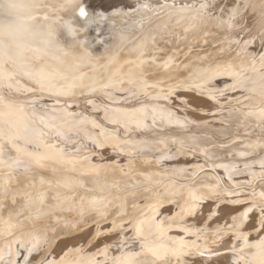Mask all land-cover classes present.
<instances>
[{
    "label": "bare ground",
    "instance_id": "6f19581e",
    "mask_svg": "<svg viewBox=\"0 0 264 264\" xmlns=\"http://www.w3.org/2000/svg\"><path fill=\"white\" fill-rule=\"evenodd\" d=\"M99 1L101 2V0H43L44 6L41 10V18L52 19L58 22L56 40L65 48L64 53L54 58L36 57L33 62V68L23 74H17L11 69L0 70V122L4 128V130H0V161L3 160L2 165L5 170L1 169L3 172L2 174L0 173L1 188L4 187L6 191L7 189H11L13 195H18L17 193L19 192L12 191V189H16L17 187L30 189V193L27 191L28 193L23 195L25 197L24 200H28L27 205H25L26 207L21 205L14 207L15 209H10L9 199L7 198L8 201L4 199L2 196L3 193L1 192L0 264H5V262H8L7 264H40L41 261L38 262V260L42 258L36 259L35 251L38 247L36 248L37 245L34 244L38 240L34 242L33 240L35 239L31 240L32 236L38 234L37 237L41 238L39 236L41 234L43 238L48 239L53 235V230H56L55 226L57 224L64 225L65 223L70 228L75 227L78 229V226H80L78 230L84 229L81 230V233L78 231L80 233L78 235H76V231L70 234L72 236L75 234L73 237H68V235L57 237L67 233V230L63 233L53 235L54 238H57H55L56 241H54L55 243L52 248L51 257L53 258L51 262L46 264H264V187H261L263 184H260L258 181L260 185L253 192L256 194V197H251L253 193L249 191L250 194L252 193L250 195L251 198L242 197L246 194L242 192V196H240L241 194L239 192L236 193L240 195L235 196L237 195L235 194L232 197L229 195L225 197L226 193L223 196H209L210 192H204L205 194L198 193L200 191L196 192V190L199 187H195L194 192L191 190L193 193L190 196L191 199L189 201L187 200L188 203L183 202L181 204V201H179L181 206L177 207L178 209L174 208L178 204L176 203L177 205H175V203H172L173 206L170 204V200L168 203H155V207L139 219L138 217H134L135 219L130 220L132 218L129 217L130 219L127 218L129 221L126 220L120 223L119 221L123 220L124 217L122 219L117 217L113 220L115 223L111 220V223H114L113 225L106 223L107 225L98 226L96 234L99 235H97L98 237L96 236L97 238L93 235L90 237L91 230L86 229L88 226H85L83 223L81 225L79 221H82L93 211H97L103 215L107 213L108 209L106 208V204L109 199L107 196L102 197L104 194L100 195L93 188H85L86 192L87 190H93L89 192L91 193L89 197L82 194L83 196H80V198L72 192L73 197L71 196L72 200L70 201L66 199L68 193L64 194L66 197L64 195H60L59 197L54 196L55 198L52 196L57 190L55 192L53 191V193L50 188L58 186L56 173L59 170L55 173V168L59 166H67L70 168L73 161L76 162V164H73L74 166L82 165L85 167V165H93L90 163V160L89 162L84 158V149L87 146L85 143L87 142L86 140H93L95 137L94 134L97 133L96 136H99L98 132H104L105 128L100 129L102 127L98 128V122L89 121L88 116H93L92 114L89 115V113L87 116L85 112H89L90 109H95L98 102L103 106V112L98 114L102 116L104 121L115 120L119 122L129 121L132 123L134 120V123H137L142 119L144 122L141 121L143 124L140 122L141 125H139L141 132L155 129L154 125L156 122L151 117L161 115L163 120L165 119L170 123L173 122L175 126L192 123V125L203 126L205 130H212L211 132H218L219 135H223L227 127L222 126L223 128H217L214 123L217 120L230 117L229 115L233 113V110L232 108L225 110L224 108L216 109L215 104L209 103L207 98L215 101V88L229 81H231V84L239 83L243 77L248 76L252 78L254 73H258L259 68H264V0H108L110 5L107 7H101L98 3ZM81 9L85 13L83 16L80 14ZM65 22L71 25L73 29H76V32L71 33L64 26ZM202 43L208 46L203 51L200 50ZM249 44L256 48L258 47L259 52L257 53L255 51L256 53H254L251 48L249 50ZM248 57L251 58V66L256 68V70L253 72L251 71L253 70L252 68L250 71L248 70L249 72L245 73L249 64ZM219 77H222L221 81L216 82L215 79ZM256 77L259 78L260 76ZM252 80L255 79L253 78ZM259 83L264 84V75ZM2 86H5L7 89ZM132 87H135V90L131 89ZM32 90L42 92L41 94L37 93L40 95L39 101L41 100L40 102H42L45 108H34L33 111H29V105L24 103L25 101H19L17 98L19 103L16 101L12 103L9 98L7 99L9 95L15 99L18 96L27 95ZM92 93L95 95H92ZM199 94L207 98L200 97ZM227 96L229 94L226 95V99ZM229 97L233 100L237 98L233 92ZM78 98L80 99L77 101ZM46 101H51L50 104L58 105L48 107ZM175 101L182 102V104L185 102L187 103L186 108L190 105L194 110L189 109L184 112L183 109V113L180 114L173 109L174 107L172 108L169 105L171 109L163 111L162 108H165L166 103L173 104ZM24 104L26 106L28 105L27 109L24 108ZM218 107L221 106L219 105ZM216 113L218 114V118L212 116ZM156 120L158 119L156 118ZM99 122L103 123V121ZM119 122L116 123L119 124ZM123 124H126V122ZM105 127L108 128L107 126ZM118 132L117 134L121 135V132ZM152 135L163 136L162 133H158L157 131ZM180 135L181 143L185 142L188 146V154L191 150L193 151L191 153H197L195 154L196 156L198 153L201 154L202 158L210 156L211 153L221 154L222 156V154L228 153L229 151L233 152V150L239 154H243L244 150H249L247 148L243 149L244 147L237 149L234 146L224 148L223 146L213 145L212 143L216 140L212 142L211 139L205 136L203 137L199 133L192 132ZM145 137H147L146 134ZM117 138H120V136ZM94 139L96 140V138ZM112 139L107 140V143H109L108 147H111L110 141ZM146 139L148 138H144L142 141L145 142ZM9 140H11L10 143ZM136 140L138 141V139ZM114 141L116 140L114 139ZM120 141L119 144H121ZM150 141L151 139L146 140V143L140 145L138 150L151 149ZM70 142H73V145L69 146ZM178 142L180 143V140ZM174 143L173 145H176ZM181 143L180 146H178L179 144L174 146V148L180 147L179 150L175 149L177 152L181 149L183 144ZM90 144H88L89 149H91ZM114 144H112V148ZM208 144L211 147H208ZM98 145L102 146L101 142ZM104 145L107 144L105 143ZM65 146L68 147L65 148ZM129 146L132 147L131 145ZM172 146L168 148L170 151V148L173 149ZM102 147L98 148L105 150L106 147ZM94 150L95 148L93 150L91 149L89 154ZM13 151L17 153V157L9 160L11 154L14 153ZM124 151H126V148ZM102 152L104 151L102 150ZM105 152H107V149ZM165 153L167 155L168 152ZM89 154L85 157L91 154L93 156L96 155L94 153ZM130 154L132 155V153ZM175 154L177 155L178 153ZM102 155L107 156L106 154ZM150 155H147L148 158H150ZM152 156L151 158L153 159ZM155 156L159 157L158 155ZM80 157L83 158L80 159ZM123 157L125 158V156ZM134 157L132 156V158ZM136 157L134 158L135 161ZM18 158L22 161L16 162ZM104 158L106 159V157ZM100 159L102 160V158ZM111 159L114 160V157L112 156ZM117 159L120 158L117 157ZM170 159L169 161L173 160ZM174 159L177 160H173L169 164V166L175 168L174 172L176 171L182 174V172L186 171L187 167L184 169L183 166L191 164L186 159L181 160L180 158L178 160V157H174ZM257 159V162L264 168V159ZM127 160L123 159L126 162ZM140 160H142V157ZM144 160L140 161V164ZM233 160L225 165H217L220 171L217 175H215V171L212 172L213 174L210 173L213 177L206 172L205 174L207 176L202 177L206 183L203 185L211 184L210 181L214 179L219 183L217 186H222L224 188L223 190L227 192L228 189H226V186L228 185L224 184L223 177L231 180L232 176L236 173L238 168L234 167L235 165L233 163L236 164V160ZM155 161L149 165L146 163L145 165L142 164L144 167L147 165V174H145V171V173L141 172L143 171L141 169L143 166L138 163L139 159L137 164L140 167L131 163L133 168H129V170L138 171L140 173L138 175L141 177L149 178V176L151 177L155 174L154 171L161 165ZM116 162L118 163V161ZM107 163L110 162L108 161ZM107 163L104 162V165ZM241 164H244V162ZM18 166H26L27 171H34L35 177L31 172L17 169L15 171L14 168ZM122 166L125 168V165ZM85 168H87L86 171L90 170L88 167ZM110 168H108V171L114 169V167L112 169ZM10 169L12 172H9ZM93 169H96V167ZM93 169L91 168L90 171ZM103 169H105V166ZM201 169L202 167L199 168V170ZM164 170L167 172L168 169ZM171 170L172 168L169 171ZM232 170L234 171L231 172ZM254 170L256 169L254 168ZM247 171L249 172V169ZM85 172L83 174H75L74 176L66 174L63 178L64 180L73 182L75 185H88L87 181L91 180L92 183V177L96 175L94 173L97 171L93 173L86 172V174ZM162 172L160 170V173ZM253 172L250 173L252 174ZM256 173L257 171H255ZM25 175L29 177L32 175L33 178L30 177L31 180L29 179V182H26L27 178H24ZM97 175L101 179L102 174L97 173ZM159 175L161 176V174ZM175 177H180V175ZM34 178L35 180H32ZM111 180L115 181L113 178ZM201 181L199 184H202ZM116 182L119 183L120 179L118 181L117 178V181L114 183ZM134 182L132 186L135 187ZM176 182L177 180L174 181V184H177ZM128 183H131V181ZM245 184L247 185L248 183ZM41 186L50 187L47 189ZM127 186L130 187L126 183ZM233 187L236 190L237 186L235 187L234 185ZM187 188L190 187L188 186ZM69 191H71V188ZM25 192L26 189H24ZM211 192L214 193L217 191L213 190ZM220 192L222 193L223 191ZM228 192V194L231 193L229 190ZM60 193L58 192V195ZM72 193L70 194L72 195ZM116 193L119 192L116 191ZM111 194L110 198H112ZM127 195L130 196L129 194ZM139 195L141 194L136 196L135 201H137ZM185 195L183 199L186 197ZM84 196L85 198L82 199ZM11 198L14 199V196ZM168 198L174 199V197ZM62 199H66L65 201L68 202H64ZM33 200L37 202L36 206L35 203L34 206H31V203L33 204L35 202ZM124 200L121 202L122 204ZM127 206L128 204L126 203V206H123L124 209H130L131 211L132 206ZM136 206L134 205V207ZM135 209L138 210L137 207ZM121 211L119 213H122ZM142 211L141 209L139 212ZM87 212L89 213L87 214ZM119 213L113 215L117 216ZM126 215H128V212ZM110 216L112 215L105 217L109 218ZM94 221L96 222L97 220ZM100 221L102 222L101 224L105 223L104 220ZM67 226L65 229L69 228ZM61 227L64 228L63 226ZM131 236L135 239L134 242ZM95 238L96 240L94 241ZM77 241L83 243L79 251L76 248L73 249ZM18 244L20 246L25 245V248H21V250L20 247L18 248ZM67 247H70V249L67 250ZM64 250L65 252L62 253Z\"/></svg>",
    "mask_w": 264,
    "mask_h": 264
},
{
    "label": "rangeland",
    "instance_id": "374dc122",
    "mask_svg": "<svg viewBox=\"0 0 264 264\" xmlns=\"http://www.w3.org/2000/svg\"><path fill=\"white\" fill-rule=\"evenodd\" d=\"M103 1V2H102ZM105 1H107V2H105ZM100 5H101V7H107V6H109L110 5V2L108 1V0H101V2L99 1L98 2ZM131 10H133V8H131ZM106 45V44H105ZM207 45L205 44V43H202V47L200 48V50H204L205 48H208V46L206 47ZM248 48H249V50H250V48L254 51V53H258L259 52V48L257 47H254L253 45H251V44H249L248 45ZM256 51V52H255ZM257 55V54H256ZM256 57V56H255ZM253 58V57H252ZM248 60H249V64H248V67L246 68V71H245V73L246 72H249L252 68H253V70H251V71H253L254 72V70H256V68H254L253 66H251L252 65V63H251V58H249L248 57ZM249 70V71H248ZM260 70H262V71H260ZM263 73V74H262ZM259 74V75H258ZM261 74V75H260ZM263 75H264V68H259V71H258V73L257 74H255L254 73V75H253V77L251 78V77H243V79H241V81L238 83V82H236L235 84H231V81H229V82H226L225 84H222V85H220V86H218L217 88H215L214 89V95L216 96V99H214L215 101H212V99H209V98H207L206 96H204V95H200V97H203V98H207V100H209L208 102L209 103H212V104H215V106H216V109L218 108V109H222V108H224V110L225 109H231L232 108V112L233 113H231L229 116L230 117H228V118H223V119H220V120H217L215 123H214V125H216L217 126V128H221L222 126L223 127H227L226 128V131L224 130V133L225 134H223V135H219L218 134V132H211L212 130H205V129H203L204 127L203 126H197V125H192V123L191 124H184L183 126H178V125H174L173 124V122L172 123H170L169 121H167V120H163V117L161 116V115H159V116H156V115H154V117L152 116L151 117V119L152 120H154L156 123H155V125H154V127H155V129H151V130H145V131H143V132H141V130L139 129V125H141L140 124V122L141 121H143L142 119L140 120V122L138 121V120H135V121H138L137 123L135 122L134 123V120H133V122L132 123H130L129 121H121V122H119V121H115V120H108V121H104L103 119H102V116H99V114L101 113V112H103V106L101 105V103L100 102H98L97 104V106H96V108H100V110H96V108L95 109H90V111L88 112H85V114L87 113V116H88V113H89V115L90 114H92V116L93 117H91V115L90 116H88L89 117V121H93V122H98L97 123V125H98V128H100V127H102V128H100V129H104L105 128V131L103 132H101V131H99L98 132V134H99V136H100V138H101V140H100V138H98L97 139V137H99V136H96L97 135V133L96 134H94V138H96V140L93 138V140H86L87 142H88V144H90V147H91V149L93 150L94 148H95V150L94 151H92L91 153H94V154H96V155H94L93 156V154H89V152L91 151V149H89V146H88V144H87V142L85 143V145H87L86 147H85V152H84V158L86 159V161H89L90 163H92L93 165H85V167H88L90 170H91V168L93 169L94 167H96V169H93L92 171H88V172H90V173H93V172H95V171H97V172H95L94 173V175L95 176H93L92 177V183H91V180H89V181H87V183H88V185H81V184H77V185H75L73 182H71V181H68V180H64V175H66V174H68L69 176H74L75 174H83L85 171H86V169L87 168H85L84 166H80V165H73V164H76V162L75 161H73L72 162V166L70 167V168H68L67 166H59V167H57V168H55V173H56V179H57V185L59 186H55L54 188L52 187V188H50L51 189V191L53 192H55L56 190L60 193L61 191H62V189H64L63 190V192L62 193H60L59 195H58V192L56 191V193H54V195L52 194V196L54 197V196H56V197H59L60 195L61 196H63L65 193L67 194V200L68 201H70V200H72V198H71V196L73 197V193H74V195H77V196H83V195H86L87 197H89L90 195L89 194H91V193H89V192H92L93 190H87V192H88V194H87V192H86V190H85V188H93V189H95V191L97 192V193H99L100 195L101 194H104L102 197H106L107 196V198H109L108 199V203L106 204V208L108 209L107 211V213H105L104 215L103 214H101V213H99V212H97V211H91L92 213H90V215L88 214L89 212H87V214L89 215H87L82 221H79V223L82 225V223L86 226H88L86 229H90L91 230V234H90V237H92V235L94 236V237H96L97 235H99V234H96V230H97V228H98V226H103V225H107L106 223H109V225H113L115 222L113 221L115 218H120V219H122L123 217V220H121V221H119L120 223H123V222H125L126 220L127 221H129L128 219H130V218H132V219H130V220H133V219H135L136 217H138V219L140 218V217H142L146 212H148L149 210H152V208L153 207H155V203H157V204H160V203H168V201L170 202V204H172V203H175V205H177L178 204V206H174L173 204V206H174V208L176 209L177 207H179V206H181V204L183 203V202H185V203H188V201L191 199V195H192V193L194 192V188L195 187H199V189L198 190H196V192H198V191H200V192H198V193H203V194H205V193H209L210 192V194H209V196L210 195H212V196H223L225 193V197H227L226 195H229L230 197H232L233 195H235V194H237L236 192H239L240 194H237V195H235V196H238V195H240V196H242L243 194L242 193H246L245 195H243L242 197H244V198H251V197H256V194H254L253 192L255 191V189L257 188V186L258 185H260V184H263V186L261 185V187H264V176H263V174H264V168L257 162L258 161V159L257 158H260V159H264V146H262V145H264V136H262V135H264V91L262 92V90L261 89H264V84H260L259 83V81L260 80H262V77H263ZM256 76H260L259 78H257ZM221 78L222 77H219V78H216L215 79V81L216 82H218V81H221ZM227 78V77H226ZM225 78V79H226ZM255 79V80H252V79ZM257 78V79H256ZM244 82H243V81ZM248 80V81H247ZM253 81V82H251V81ZM240 83H242L241 85L243 86H241L240 85ZM258 83V84H257ZM236 85V86H235ZM225 86H226V88H225ZM228 86V87H227ZM3 87V86H2ZM3 88H5V86L3 87ZM230 88H232V89H230ZM5 89H7V88H5ZM131 89H134L135 90V87H132ZM174 91H176V90H174ZM177 91H179V89H177ZM235 91V92H234ZM35 92V93H34ZM42 93L41 91L39 92V91H34V90H32L30 93H28L27 95H24V96H18V97H15V99H14V97L13 96H7V99L9 98V100L13 103H15V101L16 102H18V100L19 101H25L24 103H27L28 105H29V107H31V105H33L31 108H29L28 107V105L26 106L25 104H24V108L25 109H27V107H28V109H29V111H33V109L35 108V109H40V108H45L44 106H43V104H42V102H40L39 101V96L40 95H38V93ZM232 92L234 93V94H236V96H237V98H235L234 100L231 98V97H229L231 94H232ZM258 93V94H257ZM32 94H34L33 96H32ZM227 94H229V96H227V99L225 98L226 97V95ZM257 94V95H256ZM92 95H95L94 93H92ZM30 96V97H29ZM247 96V97H246ZM23 97V98H22ZM28 97V98H27ZM34 97V98H33ZM37 97V98H36ZM258 97V98H257ZM17 98H18V100H17ZM21 100H20V99ZM36 98V100H34ZM252 98V99H251ZM47 99V98H46ZM80 98H78L77 99V101L79 100ZM27 100V101H26ZM33 100H34V102H33ZM49 100V99H48ZM32 101V103H30ZM72 101V100H71ZM73 101H76V100H73ZM220 103H218V102ZM231 101V102H230ZM235 101V102H234ZM38 102V103H37ZM40 102V103H39ZM45 102V101H44ZM216 102V103H215ZM245 102V103H244ZM258 102V103H257ZM19 103V102H18ZM51 103V101H46V104L48 105V107H50L51 105H58V104H50ZM181 103V104H180ZM221 106V107H218L219 105ZM39 105H41V106H39ZM166 106H165V108L163 107L162 109H163V111L165 110V111H167L168 109H171L170 107H169V105L175 110V111H177L178 113H183V109H184V112L185 111H187V110H194L193 108H191V106L190 105H188V107L186 108V105H187V103H185V102H183V104H182V102H179V101H175L173 104L172 103H166L165 104ZM259 105V106H258ZM35 106V107H34ZM190 106V107H189ZM38 107V108H37ZM184 107V108H183ZM42 108V109H43ZM178 108V109H177ZM207 108H212V107H207ZM262 108H263V110H262ZM31 109V110H30ZM215 109V108H214ZM251 109V110H250ZM179 110V111H178ZM182 110V111H181ZM100 111V112H99ZM94 112V113H93ZM262 112V113H261ZM99 113V114H98ZM217 113L216 114H213L212 116L213 117H215V118H218L217 117ZM94 116H96L95 118H94ZM98 116V117H97ZM99 117H101V118H99ZM161 117V118H160ZM98 118V119H97ZM156 118L158 119V120H156ZM100 119V120H99ZM102 119V120H101ZM160 120V121H159ZM91 121V122H92ZM99 121H103V123L102 122H99ZM115 121V123H113ZM131 121V120H130ZM163 121V122H162ZM219 121V122H218ZM114 124H112V123ZM116 122H119V124L118 123H116ZM126 122V124H123V123H125ZM129 122V123H128ZM144 122V121H143ZM250 122V123H249ZM263 122V123H262ZM103 124V126H102V124ZM104 123H106V124H104ZM107 123H108V125H107ZM142 123V122H141ZM168 123V124H167ZM218 123H220L221 124V126H220V124H218ZM232 123V124H231ZM256 123V124H255ZM143 124V123H142ZM166 124V125H165ZM172 124V125H171ZM218 124V125H217ZM224 124H226V125H224ZM228 124V125H227ZM112 127H111V126ZM105 126H107L108 128H106ZM109 126H110V128H109ZM114 126H115V128H114ZM175 126V127H174ZM178 126V127H177ZM185 126V127H184ZM104 127V128H103ZM121 127V128H120ZM129 127V128H128ZM163 127V128H162ZM222 127V128H223ZM237 127V128H236ZM118 130H117V129ZM178 130H177V129ZM113 129V130H112ZM0 130H4V128L2 127V123L0 122ZM115 131H117V132H115ZM118 131H120L121 133V135H119V134H117V133H119ZM152 131H153V133L155 132V131H157L158 133L160 132V133H162L163 134V136H157V135H152L153 133H152ZM165 132V133H164ZM168 132V133H167ZM199 133L200 135H203V137L205 136V137H207V138H209V139H211L212 140V142L213 141H215V142H213L212 144L213 145H219V146H223L224 148H230V147H236L237 149L238 148H240V147H244L243 149H249L248 151L247 150H244L243 151V154H239V153H236L234 150H233V152L232 151H229L228 153H227V155H226V153H224V154H222V156H221V154H216V153H211V155L210 156H206L205 158H202V155L201 154H199L198 153V155L196 156L195 154H197L196 152L195 153H191V152H193V151H189V154H188V146H187V144H185V142H182L181 143V135L180 134H186V133ZM173 133V134H172ZM210 133V134H209ZM227 133V134H226ZM254 133V134H253ZM3 134V133H2ZM126 134V135H125ZM142 134V135H141ZM145 134H146V136L147 137H145ZM150 134V135H149ZM169 134V135H168ZM176 134V135H175ZM205 134V135H204ZM209 134V135H208ZM212 134V135H211ZM120 136V138H117L116 139V137H119ZM128 135V136H127ZM216 135V136H215ZM234 135V136H233ZM236 135V136H235ZM254 135H255V137H254ZM135 136H137L136 138H135ZM244 136V137H243ZM249 138H248V137ZM112 137H114V139L116 140V141H114V139H112ZM179 137V138H178ZM211 137V138H210ZM259 139H258V138ZM129 138V139H128ZM144 138H148V139H151V141H153V142H151L150 141V144H151V149H144V150H138V147L140 146V145H142L143 143H146V140H148V139H146L145 140V142H143L142 140L144 139ZM172 138V139H171ZM213 138V139H212ZM215 138H217V139H215ZM230 138V139H229ZM109 139H112V141H110V145H111V147H108L109 145V143H107L108 141H109ZM122 139H125V140H122ZM136 139H138V141L136 140ZM140 139V140H139ZM106 142H105V141ZM108 140V141H107ZM120 140H122V141H120ZM163 140H165V141H163ZM180 140V143L182 144V146H181V149H180V151H176V150H179V148L180 147H175L174 148V146H176V145H178V146H180V143L178 142ZM90 141V142H89ZM97 141H98V143L99 142H101V144H102V146L106 143L107 145H104L103 147L102 146H100V145H98V143H97ZM119 141L121 142V144H119ZM134 141H136V142H134ZM159 141V142H158ZM168 141H170V142H168ZM175 143H174V142ZM218 141V142H217ZM11 142V140H9V143ZM104 142V143H103ZM111 142H112V144H114V143H116V144H118V145H116V144H114L113 145V148H112V144H111ZM118 142V143H117ZM155 142H157V143H155ZM224 142V143H223ZM136 143V144H135ZM173 143L174 144H176V145H173ZM215 143V144H214ZM217 143V144H216ZM239 143H240V145H239ZM248 143V144H247ZM251 145H250V144ZM138 144V145H137ZM161 144H163V145H161ZM169 146H168V145ZM243 144V145H242ZM262 144V145H261ZM68 145H69V143H68ZM71 145H73V142H70V145L69 146H71ZM92 145V146H91ZM116 145V146H115ZM129 145H131L132 147H130ZM165 145V146H164ZM173 145V146H172ZM209 145V144H208ZM247 145V146H246ZM256 147H255V146ZM94 146V147H93ZM96 146V147H95ZM173 147V149L172 148H170L171 149V151L168 149L169 147ZM246 146V147H245ZM68 146H65V148H67ZM88 147V148H87ZM93 147V148H92ZM98 147H102V148H105V150L104 149H100V148H98ZM123 147V148H122ZM184 147V148H183ZM208 147H211V145H209ZM252 147V148H251ZM87 148V149H86ZM117 148H119V149H117ZM125 148H126V151H124L125 150ZM129 148V149H128ZM178 148V149H177ZM186 148V153H185V151H184V149ZM100 149V150H99ZM106 149H107V152L110 154V156H109V154L107 153V152H105L106 151ZM114 151V153H113V151ZM116 149H117V151H116ZM121 149V150H120ZM123 149V150H122ZM127 149H128V151L130 150H134V151H127ZM176 149V150H175ZM183 149V151H181ZM263 149V150H262ZM64 150H66V149H64ZM71 150V149H70ZM69 150V151H70ZM75 150V149H74ZM73 150V151H74ZM87 150V151H86ZM89 150V151H88ZM102 150L104 151V152H102ZM138 150V151H137ZM151 150H153V151H151ZM175 150V151H174ZM262 150V151H261ZM68 151V152H69ZM82 151V150H81ZM99 151V152H98ZM122 151H123V154H122ZM170 151V152H169ZM14 152V151H13ZM87 152V153H86ZM96 152V153H95ZM101 152H102V154H108L107 156H104V155H102L101 154ZM116 152V153H115ZM118 152H120V154H118ZM126 152V153H125ZM134 152H136V153H134ZM147 152V153H146ZM165 152H168L167 153V155H166V153ZM180 152V153H179ZM248 152V153H247ZM81 153V152H80ZM113 153V154H112ZM130 153H132V155L130 154ZM141 153V154H140ZM153 153V154H152ZM175 153H178L177 155L175 154ZM185 154V156H184V154ZM18 154H19V152H18ZM90 155V156H88V157H85V156H87V155ZM131 156H130V155ZM136 155L135 157H136V161H135V157H134V155ZM146 154V155H145ZM151 154V155H150ZM160 154V155H159ZM168 154H171V155H168ZM173 154H174V157L175 158H177L178 157V160L181 158V160H185L186 159V161H189V162H191V164H189V165H185V166H183L184 167V169H185V167L187 166L188 167V169H187V167H186V171H184V172H182V174L179 172H174V170H175V168H173V167H171V166H169V164L170 163H172L173 162V160L174 161H176L177 159H174V157H173ZM180 154H182V155H180ZM196 156V158H195V156ZM245 154H247V155H245ZM82 155H83V153H82ZM102 155V156H101ZM117 155V156H116ZM120 155H123V156H125V158L123 157V156H121L120 157ZM128 155V156H127ZM138 155H139V157H138ZM141 155V156H140ZM143 155H145V156H143ZM147 155H150L149 157L151 158V156L153 157V159H152V162L153 161H155V159H156V157L157 156H155V155H158L159 157H157V159H156V163H159V164H161L159 167H160V169H158L157 168V170L156 171H154L155 172V174H153L151 177H152V179H154V180H152L151 179V177L149 176V178L148 177H141L140 175H138V171L136 172V171H134V170H129V168L130 169H132L133 167H132V165H131V163L133 164L134 163V165L136 164V165H138L137 167H140V165L141 166H143L142 164H144L145 165V163L147 164V165H149V164H151L152 162H151V159L150 158H148V156ZM187 155V156H186ZM193 155V157H191ZM218 155H220L219 156V158H218ZM224 155V156H223ZM243 155V156H242ZM112 156L114 157V160H112L111 158H112ZM130 156V157H129ZM132 156L134 157V158H132ZM147 156V157H146ZM155 156V157H154ZM169 156V158H171V159H173L172 161H169V158H167V157ZM198 156H199V158H198ZM259 156V157H258ZM15 157H17V153L16 152H14V153H12L11 154V156L9 157V160H12V159H14ZM91 157V159H89ZM97 157H99V158H97ZM104 157H106V159L104 158ZM110 157V158H109ZM117 157H119L120 159H117ZM141 157H142V160H144L145 158V160L143 161V162H141V164H140V161H142V160H140L141 159ZM162 159H161V158ZM185 157V158H184ZM187 157V158H186ZM189 157V158H188ZM215 157V158H214ZM83 157H80V159H82ZM100 158H102V160L100 159ZM104 158V159H103ZM129 158V159H128ZM166 158V159H165ZM198 158V159H197ZM208 158H209V160H208ZM228 158V159H227ZM96 159H98V161H96ZM107 159H109L108 161L111 163V162H114V163H107L108 161H106ZM112 161H111V160ZM123 159H128L127 160V162L126 161H123ZM130 159H132V160H134V161H132V160H130ZM138 159H139V162H138ZM165 159V160H164ZM170 159V160H171ZM233 159H235L236 161H235V163L236 164H234L233 163V165H235L234 167L235 168H238L237 169V171H236V173L232 176V178H231V180L229 179V178H227V177H223V181H224V184L225 185H228V186H226V189H228L229 191H231V193L230 194H232V192L233 191H235V192H233V194L232 195H230V194H228L229 192H228V190H227V192L226 191H224L223 189V187L222 186H220V185H218L217 186V184H219L218 182H216L214 179L213 180H211L210 182H211V184H209V185H203L205 182H204V180L202 179V177H204V176H207L205 173L207 172L208 173V175H210V173L211 174H213L212 172L213 171H215L216 172V174L215 175H217V173L220 171V169H219V167L217 166V165H225V164H227L228 162H231V160L232 161H234ZM100 160V161H99ZM162 160V161H161ZM164 160V161H163ZM191 160V161H190ZM222 160V161H221ZM238 160V161H237ZM240 160V161H239ZM242 160V161H241ZM17 161H22V160H19V158L16 160V162ZM116 161H118V163L116 162ZM123 161V162H122ZM159 161V162H158ZM167 161V162H166ZM2 162H3V160L2 161H0V173L2 174V170L1 169H3V165H2ZM12 162H14V161H12ZM88 162V163H89ZM104 162L105 163H107L106 165L108 166V168H110V166H111V168L110 169H112V167H114V169H112V170H109L108 171V168L106 169V165H104ZM125 162V163H124ZM136 162V163H135ZM137 162L140 164H137ZM148 162V163H147ZM154 162V163H155ZM193 162V163H192ZM212 162V163H211ZM240 162V163H239ZM244 162V164H241V163H243ZM246 162V163H245ZM89 163V164H90ZM100 163V164H99ZM117 163V165H115ZM123 163V164H122ZM128 163V164H127ZM20 165H21V163H19ZM18 164V165H19ZM96 164V165H95ZM130 164V165H129ZM9 165H11L10 163H9ZM110 165V166H109ZM119 165V166H118ZM121 165V166H120ZM122 165H125V168L122 166ZM133 165V166H134ZM147 165H146V167H141V169L143 170V171H141L142 173H145L146 172V170L148 169V167H147ZM163 165V166H162ZM79 166H80V168H79ZM105 166V169H103V167ZM167 166V167H166ZM169 166V167H168ZM195 166V167H194ZM202 167V169L201 170H199V168H201ZM204 166V167H203ZM61 167V168H60ZM62 167H64L63 169H62ZM77 167V168H76ZM119 167H120V169H119ZM121 167H123V168H121ZM164 167V168H163ZM166 167V168H165ZM190 167V168H189ZM194 167V168H193ZM199 167V168H198ZM248 167V168H247ZM76 168V169H75ZM82 168V169H81ZM103 169V171H102V169ZM116 168H118L117 170H116ZM144 168V169H143ZM172 168V170L171 171H169L170 169ZM204 168V169H203ZM212 168V169H211ZM246 168V169H245ZM254 168L256 169V170H254ZM263 168V169H262ZM24 170V171H26V172H31L32 173V175L35 177V174H34V171H31V170H29V171H27V167L26 166H23V167H21V166H18V167H16V168H14V170L15 171H17V170ZM66 169V170H65ZM98 169V170H97ZM99 169H101L100 171H99ZM124 169H125V171H124ZM164 169H168L167 170V172L164 170ZM197 169H198V171H197ZM240 169V170H239ZM249 169V172L247 171ZM4 170V169H3ZM104 170H106V171H104ZM159 170V171H158ZM160 170H161V172L162 173H160ZM190 170H192V171H190ZM5 171V170H4ZM84 171V172H83ZM86 171V172H87ZM145 171V172H144ZM234 170H232L231 172H233ZM254 171V172H253ZM255 171H257V173L255 174ZM258 171H259V173L261 172H263L262 173V175H261V173L259 174L258 173ZM9 172H12V170L10 169V171ZM77 172V173H76ZM86 172H85V174H86ZM87 172V173H88ZM105 173V174H103V173ZM194 172V173H193ZM243 172H245V173H243ZM248 172V173H247ZM250 172H253L252 174L250 173ZM59 173V174H58ZM97 173L98 174H102L101 176V179L100 178H98V175H97ZM134 173V174H133ZM164 173V175H162ZM176 175H175V174ZM183 173H184V175H183ZM113 174V175H112ZM117 174V175H116ZM137 174V175H136ZM140 174V173H139ZM145 174H147V172L145 173ZM159 174H161V176L159 175ZM192 174V175H191ZM203 174H205V175H203ZM32 175L30 176V177H32ZM112 175V176H111ZM128 175V176H127ZM180 175V177H175V176H179ZM249 175V176H248ZM250 175H252V176H250ZM253 175H255L254 177H253ZM58 176V177H57ZM111 176V177H110ZM119 176V177H118ZM130 176H133V177H131L130 178ZM172 176V177H171ZM192 176V177H191ZM210 176H212L213 177V175H210ZM248 176V177H247ZM258 176V177H257ZM28 175H25V179H26V182H29V179L31 180V178H30ZM104 177V178H103ZM116 177V178H115ZM164 177V178H163ZM185 177V178H184ZM191 177V178H190ZM246 177H247V179H246ZM250 177H251V180H250ZM33 178V177H32ZM108 178H110V179H108ZM111 178H113L115 181H117V178H118V181H119V179H120V182L119 183H114L115 181H112L111 180ZM124 178V179H123ZM130 178V179H129ZM160 178V180H158ZM162 178V179H161ZM170 180H169V179ZM189 178V179H188ZM224 178H226V179H224ZM249 178V179H248ZM253 178H254V180L256 181V183H255V181L253 180ZM122 179V180H121ZM126 179V180H125ZM145 179H147V180H145ZM164 179H165V182H164ZM199 179V180H198ZM228 179H229V181H228ZM32 180H35V178L34 179H32ZM62 180V181H61ZM111 180V181H110ZM124 180V181H123ZM127 180H129L128 182H130L131 181V183H128L127 182ZM134 180H135V182H134ZM142 180H143V182H142ZM150 180V181H149ZM175 180H177V184H174V181ZM202 180V181H201ZM227 180V181H226ZM248 180V181H247ZM60 181H61V183H60ZM109 181V182H108ZM137 181V182H136ZM140 181V182H139ZM160 181V182H159ZM197 181V182H196ZM200 181H201V183L202 184H199L200 183ZM214 181V182H213ZM246 181V182H245ZM260 183H258V182ZM261 181V182H260ZM91 184H90V183ZM106 182V183H105ZM121 182H123V184H121ZM133 182H134V184H135V187L134 186H132L133 185ZM145 182V183H144ZM148 182H150V183H148ZM169 182V183H168ZM227 184H226V183ZM231 182V183H230ZM235 182H236V184H235ZM239 182V183H238ZM240 182H243V183H240ZM59 183V184H58ZM111 183V184H110ZM126 183H127V185H130V187L129 186H127L126 187ZM161 183V184H160ZM207 183H209V182H207ZM212 183H213V185H212ZM230 183V184H229ZM234 183V184H233ZM245 183H248L247 185L245 184ZM255 183V184H254ZM61 184H64V185H61ZM116 184H118L117 186H116ZM139 184V185H138ZM170 184V185H169ZM206 184V183H205ZM240 184H242L241 186H239ZM244 184V185H243ZM251 184V185H250ZM61 185V186H60ZM111 185H113V186H111ZM123 185H125V186H123ZM159 185V186H158ZM164 185V186H163ZM232 187H231V186ZM235 185V187L237 186L238 187V190H237V187H236V190H234V186ZM245 185H246V187H245ZM254 185V186H253ZM1 186H2V184H0V188H1ZM83 186V187H82ZM121 188H120V187ZM139 186V187H138ZM140 186H143V187H140ZM147 186V187H146ZM149 186V187H148ZM172 188H171V187ZM190 187V188H187V187ZM230 186V187H229ZM253 186V187H252ZM41 187H44V188H49L50 186H41ZM114 187V188H113ZM154 187V188H153ZM157 187V188H156ZM167 187V188H166ZM170 187V188H169ZM173 187H175L174 189H173ZM207 187H208V189H207ZM210 187V188H209ZM239 187H240V189H239ZM18 188V189H17ZM16 189H12V191H14V192H19V193H17L18 195H16V194H14L13 195V193L11 192V189L10 190H8L7 189V191L5 190V188L4 187H2L1 189H0V195L2 194V196L4 197V199H6L7 201H8V199H9V201L8 202H10V209H15L14 207H17V206H23L24 205V207H26L25 205H27V202H28V200L27 199H25L24 200V194H27L28 192L30 193V189H27L26 187H23V188H20V187H17ZM68 188H69V190H70V188H71V191H69L68 190ZM108 188V189H107ZM112 188V189H111ZM121 190H123V191H121ZM125 188V189H124ZM137 188V189H136ZM187 188V189H186ZM193 188V189H192ZM212 188V189H211ZM20 189V190H19ZM24 189H26V192L24 193ZM49 189V190H50ZM53 189H55V190H53ZM61 189V190H60ZM77 191H76V190ZM80 189V190H79ZM83 189V190H82ZM115 189V190H114ZM131 189V190H130ZM132 189H134V190H132ZM144 189V190H143ZM163 189V190H162ZM171 189V190H170ZM176 189V190H175ZM181 191H180V190ZM196 189V188H195ZM242 189H244L243 191H242ZM250 189V190H249ZM254 189V190H253ZM19 190V191H18ZM74 190V191H73ZM104 190V191H103ZM162 190V192L159 194V192ZM179 190V191H178ZM191 190H193V192H191ZM213 190H215V191H217V192H214V193H212L211 191H213ZM233 190V191H232ZM21 191H23V192H21ZM28 191V192H27ZM114 191V192H113ZM116 191L117 192H119V193H116ZM128 191V192H127ZM131 191V193H133V194H131V193H129ZM134 191V192H133ZM156 191H158V192H156ZM170 193H169V192ZM173 191V192H172ZM189 191V192H188ZM220 191H223L222 193L220 192ZM252 192L251 194H250V192ZM2 192V193H1ZM4 192H6V193H4ZM72 193V195L70 194V193ZM78 192V194H76ZM83 192V193H82ZM101 192V193H100ZM105 192H107L106 193V195H105ZM123 192H124V195H123ZM167 192H168V194H167ZM205 192V193H204ZM242 192V193H241ZM248 192V193H247ZM10 193H12L11 195H10ZM23 193V194H22ZM112 193V194H111ZM121 193H122V195H121ZM134 193H135V195H134ZM166 193V194H165ZM186 194L185 196L186 197H184V199L187 201H185L184 199H183V196H184V194ZM21 194H22V196H21ZM83 194V195H82ZM110 194L112 195L111 197L112 198H110ZM127 194H129L130 196H128ZM138 194H141V195H139L137 198V201H135V199H136V196ZM158 194V195H157ZM164 194V195H163ZM68 195H70L69 197H68ZM115 195V196H114ZM116 195H117V198H116ZM248 195V196H247ZM250 195H251V197H250ZM5 196H7V197H5ZM14 196V199H12L11 197H13ZM65 197H66V195H64ZM131 196H133V197H131ZM147 196V197H146ZM154 196V197H153ZM179 196H180V199H179ZM1 197V196H0ZM65 197H61V198H65ZM80 197V198H81ZM113 197H115L114 199H113ZM123 197H126V198H123ZM140 197V198H139ZM157 197H159V198H156ZM162 197V198H161ZM168 197H174V199L173 198H168ZM8 198V199H7ZM16 198V199H15ZM55 198V197H54ZM85 198V196L82 198V199H84ZM128 198V199H127ZM134 199V201H132L133 199ZM153 198V199H152ZM17 199H19V200H17ZM66 199H62L64 202H68V201H65ZM125 199V200H124ZM144 199V201H145V203H143L144 201H142L141 202V200H143ZM147 201H146V200ZM157 201H156V200ZM15 200V201H14ZM124 200V202H123V204L121 203L122 201ZM131 200V201H130ZM166 200V201H165ZM24 201H26V202H24ZM33 201H35V200H33ZM32 201V202H33ZM112 201H114V202H112ZM172 201V202H171ZM177 201V202H176ZM179 201H181V204H180V202ZM15 202V203H14ZM31 202V201H30ZM111 202V203H110ZM120 202V203H119ZM138 202V203H137ZM25 203V204H24ZM34 203H35V206H36V204H37V202L35 201V202H33V204L31 203V206H34ZM126 203L128 204V206L127 207H131L132 206V204H134L136 207H137V209L138 210H136L135 208L136 207H134V205L132 206V208H133V211H132V208H131V211H130V209H127V210H125L124 209V207L123 206H126ZM132 203V204H131ZM141 203H142V205H141ZM152 203V204H151ZM177 203V204H176ZM123 205V206H121V205ZM129 204H130V206H129ZM138 204H140V205H138ZM149 204V205H148ZM14 205V206H13ZM154 205V206H153ZM120 206V207H119ZM140 206V207H139ZM148 208H147V207ZM143 207H144V209H143ZM115 208H117V209H115ZM263 208V207H262ZM124 209V210H123ZM141 209L143 210L142 212H139V211H141ZM146 209V210H145ZM178 209V208H177ZM111 210V211H110ZM120 210H122L121 212L122 213H119V211ZM129 210V211H128ZM114 212V213H113ZM126 212V213H125ZM127 212H128V215H126L127 214ZM136 212V213H135ZM100 215H99V214ZM117 213H119L117 216H114L115 214H117ZM124 213V214H123ZM137 213H139L138 215H137ZM97 216H96V215ZM114 214V215H113ZM130 214H132V215H130ZM134 214V215H133ZM92 215V216H91ZM109 215H112V216H110L109 218L108 217H105V216H109ZM130 215V216H129ZM137 215V216H136ZM68 216V215H67ZM130 217V218H129ZM135 217V218H134ZM94 218V219H93ZM107 218V219H106ZM128 218V219H127ZM88 219V220H87ZM93 219V220H92ZM106 219V220H105ZM87 220V222H85ZM92 220V221H91ZM94 220H97L96 222L94 221ZM100 220H104V222L105 223H103V224H101L102 222L100 221ZM111 220L114 222H112L111 223ZM172 220V219H171ZM91 221V222H90ZM80 224H78V225H80ZM119 224V223H118ZM61 226H63L64 228H62ZM66 223L64 224V225H62V224H57L56 226H55V228H56V230H53V235H55V234H57V233H63V232H65L66 230L68 231L67 233H64V234H61V235H59V236H57L58 238L60 237V236H67L68 235V237H73L72 235H70V234H73V233H75V231H76V235H78V233L80 232L81 233V230L82 229H84V228H82V229H80V230H78L79 228H80V226H78L79 228L77 229V228H70V226L68 225L67 227H69V228H67V229H65L66 228ZM91 226V227H90ZM92 226H96L95 227V229H94V227H92ZM59 228V229H58ZM40 230V229H39ZM94 230V232H92ZM61 231V232H60ZM71 231V232H70ZM79 231V232H78ZM79 233V234H80ZM53 235H51V237L50 238H48V239H46L45 237V239L41 236V234H39V236L41 237V238H39V237H37L38 236V234H36V235H33V236H35L34 238H33V236H32V238H31V240L32 239H35V240H33L34 242L35 241H37V242H35L34 244L35 245H37L36 246V248H37V250L35 251V254H36V259L38 260V258H42L41 260H38V262H40L41 261V263L40 264H46V263H49V262H51V259L53 258V257H51L52 256V248H53V245H54V241H56V239L53 237ZM37 237V238H36ZM52 237H53V239H55V240H53L52 239ZM98 237V236H97ZM96 237V238H97ZM39 238V239H38ZM96 238L94 239V241L96 240ZM131 238H133V236H131ZM42 239V240H41ZM19 240V239H18ZM47 240V241H46ZM33 241H31L32 243H33ZM135 241V239L133 238V242ZM19 242V241H18ZM40 243V245H38ZM50 243V244H49ZM53 243V244H52ZM77 243V244H76ZM75 243V247H73V249H78V251L80 250V248L82 247V245H83V243L81 242V241H77ZM45 244V245H44ZM52 244V245H51ZM82 244V245H81ZM32 245V244H31ZM35 245H33V246H35ZM51 245V246H50ZM81 245V246H80ZM20 247V249L21 248H25V245H22V246H20V244H18V248ZM49 249V250H48ZM70 249V247H67V250H69ZM22 250V249H21ZM39 251V252H38ZM49 251V252H48ZM51 251V252H50ZM37 252V253H36ZM65 252V250L62 252V253H64ZM45 254V255H44ZM40 255V256H39ZM43 255V256H42ZM45 257V258H44ZM49 257H50V259H49ZM8 262H5V264H7Z\"/></svg>",
    "mask_w": 264,
    "mask_h": 264
},
{
    "label": "clouds",
    "instance_id": "9594fccd",
    "mask_svg": "<svg viewBox=\"0 0 264 264\" xmlns=\"http://www.w3.org/2000/svg\"><path fill=\"white\" fill-rule=\"evenodd\" d=\"M43 6V0H0V70L23 74L33 68L36 57L64 53L56 40L58 22L41 18ZM64 26L76 32L67 22Z\"/></svg>",
    "mask_w": 264,
    "mask_h": 264
},
{
    "label": "snow or ice",
    "instance_id": "6c2138e0",
    "mask_svg": "<svg viewBox=\"0 0 264 264\" xmlns=\"http://www.w3.org/2000/svg\"><path fill=\"white\" fill-rule=\"evenodd\" d=\"M80 14L83 16V15H85V13H84V10L83 9H81L80 10Z\"/></svg>",
    "mask_w": 264,
    "mask_h": 264
}]
</instances>
